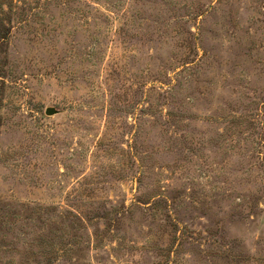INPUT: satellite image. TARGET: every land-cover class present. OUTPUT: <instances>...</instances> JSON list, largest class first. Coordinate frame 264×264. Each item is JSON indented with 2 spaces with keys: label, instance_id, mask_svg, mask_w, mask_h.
I'll return each mask as SVG.
<instances>
[{
  "label": "rangeland",
  "instance_id": "obj_1",
  "mask_svg": "<svg viewBox=\"0 0 264 264\" xmlns=\"http://www.w3.org/2000/svg\"><path fill=\"white\" fill-rule=\"evenodd\" d=\"M0 264H264V0H0Z\"/></svg>",
  "mask_w": 264,
  "mask_h": 264
},
{
  "label": "water",
  "instance_id": "obj_2",
  "mask_svg": "<svg viewBox=\"0 0 264 264\" xmlns=\"http://www.w3.org/2000/svg\"><path fill=\"white\" fill-rule=\"evenodd\" d=\"M56 112H57V110H56V108H54V107H48V108L46 109V114H48V115L55 114Z\"/></svg>",
  "mask_w": 264,
  "mask_h": 264
}]
</instances>
